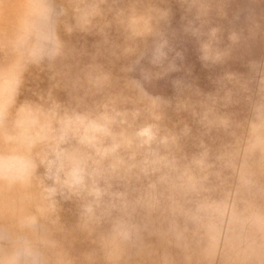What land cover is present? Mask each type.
<instances>
[{
    "label": "rangeland",
    "instance_id": "1",
    "mask_svg": "<svg viewBox=\"0 0 264 264\" xmlns=\"http://www.w3.org/2000/svg\"><path fill=\"white\" fill-rule=\"evenodd\" d=\"M0 264H264V0H0Z\"/></svg>",
    "mask_w": 264,
    "mask_h": 264
}]
</instances>
